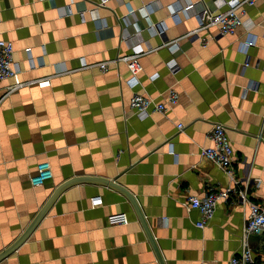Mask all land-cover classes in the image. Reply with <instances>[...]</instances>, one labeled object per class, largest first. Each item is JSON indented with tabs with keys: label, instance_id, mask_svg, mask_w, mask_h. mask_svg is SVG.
<instances>
[{
	"label": "crops",
	"instance_id": "crops-1",
	"mask_svg": "<svg viewBox=\"0 0 264 264\" xmlns=\"http://www.w3.org/2000/svg\"><path fill=\"white\" fill-rule=\"evenodd\" d=\"M101 1L0 0V38L12 41L18 79L25 81L9 91L14 79H0V251L56 185L76 175L115 179L130 191L156 250L122 191L82 181L57 194L0 264H229L248 201L264 202V0L242 5L233 33L202 29L206 46L184 37L198 24L201 0ZM187 3L194 6L183 8ZM251 34L255 41L243 50ZM168 39L177 40L174 52ZM134 42L146 52L131 88L124 60L105 70L96 63L130 53ZM171 57L176 73L166 64ZM172 86L177 101L164 112H130L133 92L162 101ZM214 121L226 127L236 182L200 154ZM42 160L50 162L52 177L34 186L30 176ZM231 186L203 227L196 225L199 211L182 205L188 194ZM94 195L101 204L91 206ZM114 213L127 221L111 223ZM248 242L254 264H264V233Z\"/></svg>",
	"mask_w": 264,
	"mask_h": 264
},
{
	"label": "built area",
	"instance_id": "built-area-1",
	"mask_svg": "<svg viewBox=\"0 0 264 264\" xmlns=\"http://www.w3.org/2000/svg\"><path fill=\"white\" fill-rule=\"evenodd\" d=\"M104 1L106 0H102L101 2ZM254 1L255 0H211V4H209L201 0L198 8L195 10L198 24L194 29L185 33L184 37L188 40L196 39L202 46H206L208 39L207 37H202L199 32L208 26H217L220 35L233 33L235 27L242 23L241 14L244 12L242 5L252 4ZM192 6H194L193 3H187L183 8ZM129 11L131 12V9H129ZM159 31L163 32L162 29H159ZM129 36L130 35L127 33H124L122 38L125 39ZM254 41L255 36L251 34L246 41H241V48L246 50L248 45H251ZM164 43L167 44L173 52L178 49L176 39H168ZM144 52H146V49H144L140 43L134 42L131 45L130 53L118 55L111 60L99 61L96 65L101 70H105L109 62L124 60L129 70L127 83L133 88L138 83L137 75L142 70L140 55ZM13 53L14 47L12 41L0 38V79L7 77L14 79L13 83L8 88L9 91L25 84V81L18 79L20 68L13 58ZM248 63V60H246L244 65ZM166 64L173 73L179 70L177 61L174 57H171ZM82 66H89V64L83 62ZM32 82H38V84L42 85L49 83V79H35ZM177 97L178 93L173 86L167 89V97L162 101H157L154 97L145 92L135 91L131 94L129 100V110L131 113L140 117L147 116L149 113L155 111L164 112L168 104L172 105L177 101ZM184 126L185 124L181 122L176 124L178 130H182ZM207 138L210 143L200 147V154L220 166L226 174L236 182L234 169L232 167L233 150L225 125L219 121L212 122L207 133ZM51 177L52 169L50 162L48 160H42L37 163L36 172L30 176V183L37 186ZM232 189V186L226 188L213 187L202 196L188 194L183 200L182 205H184L187 210L194 208L199 211L200 218L196 221V225L203 227L212 217L217 201L228 197V193ZM238 192L242 199L245 198L246 190L239 189ZM101 203L102 197L100 195H94L90 198L91 206ZM109 221L111 223H125L127 219L124 213H114L109 216ZM261 233H264V202L250 200L248 201V212L240 237L239 251L237 254L231 256L229 264H254L255 259L252 249L249 246L248 239L251 234ZM201 264L204 263L201 262Z\"/></svg>",
	"mask_w": 264,
	"mask_h": 264
},
{
	"label": "water",
	"instance_id": "water-1",
	"mask_svg": "<svg viewBox=\"0 0 264 264\" xmlns=\"http://www.w3.org/2000/svg\"><path fill=\"white\" fill-rule=\"evenodd\" d=\"M82 181H95V182L110 185V186L115 187V188L119 189L120 191H122L126 195L128 200L130 201L132 206L134 207V209H135V211H136V213H137V215H138V217H139V219H140V221L144 227V230H145V232H146V234L150 240V243L152 244L153 248L156 250V246H155L153 237H152V235L148 229V226L145 223V220L142 216V213L140 212V209L138 207V204H137L135 198L133 197V195L131 194L130 191H128L125 187H123L122 185L117 183L115 181V179H109L107 177H102V176H97V175H76L73 177H69L68 179H65L64 181H62L61 183L56 185V187L53 189V191L51 192L49 197L46 199V201L43 203V205L40 207V209L37 211V213L31 219L29 224L25 227V229L21 232V234L12 243H10L7 247H5L4 249H2L0 251V260L3 259L4 257H6L12 251H14L28 237V235L30 234L32 229L36 226L38 221L41 219V217L47 211L48 207L50 206V204L52 203L54 198L57 196V194L64 187H66L69 184H72L75 182H82Z\"/></svg>",
	"mask_w": 264,
	"mask_h": 264
}]
</instances>
